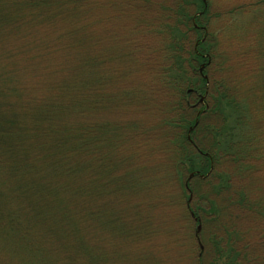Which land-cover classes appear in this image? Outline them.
I'll list each match as a JSON object with an SVG mask.
<instances>
[{"label": "trees", "instance_id": "obj_1", "mask_svg": "<svg viewBox=\"0 0 264 264\" xmlns=\"http://www.w3.org/2000/svg\"><path fill=\"white\" fill-rule=\"evenodd\" d=\"M245 1L0 0V264H264V0Z\"/></svg>", "mask_w": 264, "mask_h": 264}, {"label": "rangeland", "instance_id": "obj_2", "mask_svg": "<svg viewBox=\"0 0 264 264\" xmlns=\"http://www.w3.org/2000/svg\"><path fill=\"white\" fill-rule=\"evenodd\" d=\"M104 1H106V0H104ZM142 1V0H141ZM213 4H218V5H220L221 7H219L220 9H225V7L227 8V9H229V8H231V7H233V6H236L238 3H240V4H242V3H244V2H246L245 0H210ZM98 5L100 6V3H98ZM239 5V4H238ZM222 11V10H221ZM97 13H99V11H98V9H97V11H96ZM224 12V11H223ZM87 13V12H86ZM145 15H146V13H141V12H136V13H131V14H126V18L128 19V18H130V17H132V16H135V17H137V18H144L145 17ZM84 18H86V17H84ZM61 21H63V20H61ZM123 22L124 23H122V26H123V24H124V26H126L127 25V20L126 19H123ZM99 24V22H96V20H95V24H93L92 26H91V29L93 28V27H95V25H98ZM117 27V26H116ZM119 27H121V26H119ZM214 27H215V25H214ZM109 29V28H108ZM94 31H96V34H95V40H96V43H98L99 42V45L101 44V42H102V40H104L103 42H105L106 40H107V37H108V41H109V39H110V30H105V29H103L102 30V33L100 32V30H99V25L97 26V28L95 29L94 28ZM107 31V32H106ZM105 33V36H106V38L105 39H103V37L101 36V35H103ZM84 44V43H83ZM83 46H85V45H83ZM100 46H97V49L99 48ZM100 49H102V47H100ZM98 50H96V52H97ZM124 52V50H119V52H118V55L119 54H121V53H123ZM119 58L120 59H122V63L123 62H126V64H124V65H122V63L120 64V66L122 65V66H126V69H132L130 66L133 64L132 63V60L133 59H135V58H133V57H129L128 55H125L123 58H121L120 56H119ZM137 59H138V62L137 61H135L134 62V64H136V65H134V66H136V70H134V72H135V75H133V70L132 71H130V73H125V72H123V70L120 68V66L119 65H116V64H111V66H115L114 68H118V69H121V70H119V71H116L117 72V74H119L118 76L119 77H121V78H123V79H125V78H131V77H135L140 71L142 72V71H145V69H146V64H145V56H144V54H142L141 55V57H137ZM84 69V71L85 70H88V68H87V66L86 67H84L83 68ZM237 71V70H236ZM238 71H241V69L240 70H238ZM237 71V72H238ZM254 71V70H253ZM252 71V72H253ZM243 72V71H242ZM241 72V73H242ZM252 72H249L246 76H245V78H247L248 76H249V80H247V81H245V82H248V83H244V85H243V87L244 88H248V87H251L252 85H256L255 84V82L253 83V79H254V74H251ZM251 74V75H250ZM129 75V76H128ZM141 74L139 73V75H138V77L140 76ZM135 79V78H134ZM131 80H133V79H131ZM140 81V80H139ZM258 89H255V91H257ZM153 95V96H152ZM150 94V96L151 97H154V94ZM157 99H158V95L157 94H155V97L153 98V104L156 106V104L158 103V101H157ZM113 118V117H112ZM118 119V118H117ZM263 175V176H262ZM255 176H258V177H260V176H262V180L260 181L261 182V186H262V188H263V190H264V164L262 163V166H261V169L259 170V172H257V173H255ZM138 178V177H137ZM259 182V183H260ZM258 186H259V184H258ZM152 207V206H151ZM191 221V220H190ZM191 223H192V221H191ZM200 225V231H199V233L198 234H203L202 233V225H201V223L199 224ZM196 226L197 225H195V229H196ZM192 228L194 229V225H193V223H192ZM153 237L151 236H149V235H147V234H144V235H142L141 236V238H146L147 236H149L150 238H152V240L153 239H155V240H157L158 241V238H157V236H158V231H155V230H153ZM159 237V236H158ZM133 240H135V238L133 239ZM205 240V239H204ZM142 241H145V239H142ZM159 242V241H158ZM158 242H157V246L155 247V249H149L150 251H151V253L152 254H154V259L156 260V258L157 257H159V252H161V250L162 249H159V246H158ZM144 247H141V249H143ZM127 249V248H126ZM126 249H120V251H119V255H120V259L123 261V262H126V263H124V264H142V261L144 260V258L142 257L143 255V253H141L142 252V250L140 249V252H139V254H138V256H136V255H133L131 252H130V250H128V251H126ZM164 249H168L167 247H164ZM103 250V249H102ZM148 250V249H147ZM125 254H129V258H127V257H125L124 255ZM134 257H133V256ZM145 255V254H144ZM119 260V259H118ZM105 261V260H104ZM106 262L109 264V262H112V261H108L107 259H106ZM134 262V263H133ZM153 262V261H152ZM112 264H119L118 262H115V261H113L112 262ZM145 264V263H144ZM148 264H150V262L148 263ZM156 264H158V263H156ZM160 264V263H159Z\"/></svg>", "mask_w": 264, "mask_h": 264}, {"label": "bare ground", "instance_id": "obj_3", "mask_svg": "<svg viewBox=\"0 0 264 264\" xmlns=\"http://www.w3.org/2000/svg\"><path fill=\"white\" fill-rule=\"evenodd\" d=\"M203 66H204L203 64L200 66V71H201V69L203 68ZM203 77H205V74H203ZM188 91L192 92L193 90L190 89V88H188ZM207 91H208V89H206L203 93L198 94V102L196 101L197 104L200 105V103H204L203 101H204V98H205V95H206ZM197 104H194L193 106H196ZM195 123H197V121H196ZM191 129H192V127L189 128V131H190ZM188 133H189V132H188ZM190 140H191V139H190ZM193 174H194V173H193ZM203 176H204V175H203Z\"/></svg>", "mask_w": 264, "mask_h": 264}, {"label": "water", "instance_id": "obj_4", "mask_svg": "<svg viewBox=\"0 0 264 264\" xmlns=\"http://www.w3.org/2000/svg\"><path fill=\"white\" fill-rule=\"evenodd\" d=\"M193 176H194V174L193 173H190L189 176H188V178L191 179ZM201 177H204V176L201 175ZM189 199H190V197H189ZM199 231H200V225L198 224L197 225V228H196V232H195L196 236H198Z\"/></svg>", "mask_w": 264, "mask_h": 264}]
</instances>
